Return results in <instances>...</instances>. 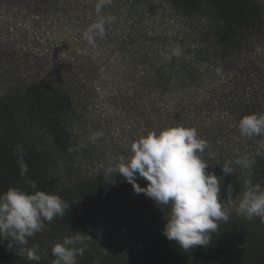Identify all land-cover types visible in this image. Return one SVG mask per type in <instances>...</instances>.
I'll list each match as a JSON object with an SVG mask.
<instances>
[{"label": "trees", "instance_id": "16d2710c", "mask_svg": "<svg viewBox=\"0 0 264 264\" xmlns=\"http://www.w3.org/2000/svg\"><path fill=\"white\" fill-rule=\"evenodd\" d=\"M64 1L0 0V195L9 188L44 191L68 205L28 238L39 261L0 236V264H53V246L75 236L87 237L77 264H264L260 217L220 221L208 245L185 251L163 234L171 205L135 193L117 172L106 174L142 136L183 126L207 141L199 155L220 179V197L245 192L247 180L264 188V136H242L238 127L242 117L264 114V3L163 0L170 17L96 35L94 55L85 36L66 35L65 22L78 11H65ZM94 104L101 110L92 118ZM109 122L117 141L103 127ZM106 137L113 143L101 166L74 175L76 161H92ZM244 157L251 167L235 163ZM225 164L233 174L223 173ZM136 183L148 184L139 177ZM119 203L158 215L129 254L94 243L109 224V206Z\"/></svg>", "mask_w": 264, "mask_h": 264}, {"label": "clouds", "instance_id": "9594fccd", "mask_svg": "<svg viewBox=\"0 0 264 264\" xmlns=\"http://www.w3.org/2000/svg\"><path fill=\"white\" fill-rule=\"evenodd\" d=\"M110 0H100L99 13ZM109 20L113 19L111 17ZM101 17L93 24L85 39L94 44L95 36H103L105 23ZM242 136L252 138L264 136V114H249L238 124ZM96 137L102 133H96ZM208 147L207 141L198 136L196 129L183 126L169 127L158 134L150 132L131 145L132 155L120 157L118 163L110 165L106 174L119 173L133 185L135 193H144L157 204L171 205V214L163 229L168 240H174L185 251L196 246H206L211 241L220 221L227 222L229 213L224 210L220 199V179L207 172L209 164L199 153ZM264 149V142L259 144ZM259 154V153H258ZM236 164L251 167L254 161L247 157L237 159ZM26 166L23 171H26ZM224 174H233L230 164L222 166ZM23 174V172H22ZM148 184L140 187L137 178ZM246 191L239 202L238 212L251 220L258 216L264 221V188L245 181ZM32 188H36L32 182ZM231 186H229L230 188ZM67 203L56 194L35 191L32 194L17 188H9L0 195V236L10 238L18 248V254L26 253L29 260L39 261L37 247L27 248L28 238L44 228V221L65 214ZM83 237L65 238L63 243L53 246L56 257L53 264H77V256L83 255L85 248L76 247ZM95 264V262H94Z\"/></svg>", "mask_w": 264, "mask_h": 264}, {"label": "rangeland", "instance_id": "374dc122", "mask_svg": "<svg viewBox=\"0 0 264 264\" xmlns=\"http://www.w3.org/2000/svg\"><path fill=\"white\" fill-rule=\"evenodd\" d=\"M264 3V0H261ZM100 0H65L61 6L68 13H75L71 18L65 22L64 31L70 37L85 36L89 28L98 22L103 17L108 21L105 23V34H121L127 33L131 27L137 25L147 26L150 21L159 20L162 17H170L167 11L168 5L163 0H110L106 2L102 10L97 13V4ZM121 13V15L117 14ZM123 13V14H122ZM111 17L113 19L109 20ZM94 55L100 52L99 47L88 44L87 47ZM100 106L94 104L88 109L92 118L100 112ZM111 123V122H109ZM109 132H114V140H118L120 136L117 134V127L111 123L106 127ZM113 141L108 140L100 142L98 147H94L92 154V161H76L71 168L74 175L88 176L91 175L95 169L99 168L101 164L99 161L109 153ZM100 146V147H99ZM56 171L59 183L65 180L66 174L63 168ZM62 178V179H61ZM244 192L232 196H222L221 201L224 203V210L229 213V219L239 216L238 206L243 197ZM108 216V226L94 239V243L101 248H107L113 253L129 254L136 251L137 245L141 243V238L149 226L153 225L158 218V215L140 211H134L126 206L124 203H119V206H109L106 212ZM60 240L59 243H63ZM87 242V237H83L81 242H78L76 247L80 248Z\"/></svg>", "mask_w": 264, "mask_h": 264}]
</instances>
